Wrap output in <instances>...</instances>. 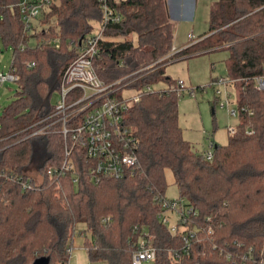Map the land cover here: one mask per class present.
Instances as JSON below:
<instances>
[{"label": "trees", "instance_id": "trees-1", "mask_svg": "<svg viewBox=\"0 0 264 264\" xmlns=\"http://www.w3.org/2000/svg\"><path fill=\"white\" fill-rule=\"evenodd\" d=\"M16 2L0 0V38L12 48L11 66L19 77L14 99L0 109V264H32L40 257H48L49 264H68L76 234L83 238L90 263L132 264L145 231L154 237L153 264H235L226 253L240 255L249 248L253 258L247 264H257L264 257V90H257L254 80L264 76V0H219L209 12L204 38L171 57L228 52L227 75L240 86L237 134L225 145H215L213 159L207 161L205 151L194 150L182 136L176 94L143 95L124 116L138 141L139 168L119 180L103 177L97 184L81 151L73 153L76 183L70 174H47L63 160L61 135L22 140L30 130L20 132L53 112L51 97L59 91L79 41L102 21L99 4L62 0L26 39L19 15L10 7ZM110 6L119 22L105 26L93 60L104 84L163 58L174 40L166 0H111ZM46 19L52 23L45 21L48 25L42 27ZM30 39L35 40L33 47ZM46 39H58L59 49L44 44ZM24 42L27 47L20 51ZM26 62L35 67L27 69ZM163 70L157 67L130 88L152 85ZM246 128L252 134L247 135ZM31 166L39 184L28 175ZM166 170L173 175L177 198L196 210L201 228L189 254L180 259L171 253L180 248V236L172 237L158 220ZM18 176L30 180L32 188L23 189Z\"/></svg>", "mask_w": 264, "mask_h": 264}, {"label": "built area", "instance_id": "built-area-1", "mask_svg": "<svg viewBox=\"0 0 264 264\" xmlns=\"http://www.w3.org/2000/svg\"><path fill=\"white\" fill-rule=\"evenodd\" d=\"M110 1L97 0L102 12L100 28L96 33H91L79 41L74 59L63 72L58 91L59 98L54 104L53 112L20 132L25 133L30 130V133L24 136L22 140L40 135H61L63 160L58 167L49 168L47 174L50 176L70 174L75 183L77 178L74 173V151H81L85 155L89 163L87 171L94 184H97L103 177L115 180L122 179L139 168V160L136 154L138 141L131 128L126 125L124 116L130 106L138 103L143 95L156 91L152 89L151 85L136 89L130 88V86L157 67L168 65L173 60L171 57L177 53V49L172 47L170 54L168 53L155 63L111 84H104L96 75L93 60L98 53L99 43L104 39L105 26L108 23L119 22V17L110 6ZM58 4L59 0H17L10 7L14 8L19 15L23 36L27 39L28 36L37 33L40 20ZM192 39L193 37L189 35L188 40L191 41ZM43 42L55 49L60 47L58 39H46ZM71 46H73V42H69V48ZM26 47V42L21 43L20 51ZM25 66L27 69H32L35 64L26 62ZM18 81L19 77L11 65L7 73H0V85L5 82L18 84ZM236 82L238 81L228 75L212 81V87H215V95L224 100L221 104L222 107L230 104L229 87ZM254 82L257 90H264V76L255 78ZM184 90L183 83L178 81L174 87L157 92H173L179 100ZM189 94L191 97L193 96L192 90L189 91ZM229 114L238 118V108L237 110H229ZM245 133L249 135L252 134V131L246 128ZM236 134L237 126L228 128L229 138ZM214 147L213 143L210 142L204 154L207 161L213 159ZM15 178L20 182L23 189L30 190L32 188L30 180L22 181L20 176ZM158 201L161 205V211L158 214L160 224L167 229L172 237L180 236L182 243L180 248L178 251H171L174 259H180L189 254L191 243L197 238L201 229L195 222L197 212L183 198L168 199L161 197ZM167 214H171L172 218ZM208 233L212 234V231L208 230ZM213 249L216 250L217 246L213 245ZM262 250L264 251V245ZM219 251L222 255L223 251ZM156 252L154 237L145 231L138 239L132 255V264L153 263L156 259ZM69 253L71 254V251ZM252 258L251 248L240 255L235 254L233 256L231 253H226V259L233 260L235 264H247ZM256 263L264 264V257H261Z\"/></svg>", "mask_w": 264, "mask_h": 264}, {"label": "rangeland", "instance_id": "rangeland-1", "mask_svg": "<svg viewBox=\"0 0 264 264\" xmlns=\"http://www.w3.org/2000/svg\"><path fill=\"white\" fill-rule=\"evenodd\" d=\"M181 0H166L167 11L174 24L175 37L173 47L177 52L199 42L204 37L201 36L209 29V12L211 8L219 0H192L189 20H185L181 12L176 13ZM62 0H59L60 7ZM180 5V6H179ZM50 19L41 21L43 23ZM46 23V22H45ZM46 23V25H48ZM39 27H41L39 25ZM100 28L98 23L93 24L92 34L96 33ZM193 39L188 40V35ZM35 40L30 39L29 46L33 47ZM171 51L169 52V54ZM75 54V53H74ZM74 56V55H73ZM12 61V48L5 46L0 38V73H7ZM148 66V65H147ZM230 69L228 60V52L224 50L200 51L192 52L191 54L177 57L170 61L164 68L163 74L158 77V81L151 86L154 91H163L170 87H174L178 81L183 83L185 88L183 95L178 100V124L182 129L183 138L190 142L194 150L206 151L210 142L213 145H225L228 140V128L235 127L238 124V118L232 117L229 110H237V97L240 86L236 82L229 87L231 97L230 104L222 107V97L218 98L215 95V87H212V81L218 77L227 76V70ZM165 79H169L166 81ZM19 90L17 83L5 82L0 85V109L6 108L14 99L15 93ZM192 90L191 97L189 91ZM59 98V93L55 92L51 97V103L55 104ZM28 172L35 182L40 183V178L35 175L34 167ZM165 183L167 189L165 197L175 199L178 196L177 187L174 184V179L171 171H165ZM171 216V214H167ZM83 227H79L80 231ZM83 238L78 234L75 235L71 256L68 264H89V259H86V252L82 248ZM105 264V263H97ZM143 264H153L144 262Z\"/></svg>", "mask_w": 264, "mask_h": 264}, {"label": "crops", "instance_id": "crops-1", "mask_svg": "<svg viewBox=\"0 0 264 264\" xmlns=\"http://www.w3.org/2000/svg\"><path fill=\"white\" fill-rule=\"evenodd\" d=\"M191 1L192 0H181L180 1V4H182L180 7H178V9H177V12L176 13H179V12H181V15H183V18L185 19V20H189V16H190V9H191ZM168 17H169V20L171 21V17H170V15H169V13H168ZM171 23H172V21H171ZM173 24V23H172ZM173 26H174V24H173ZM190 35V34H189ZM188 35V36H189ZM174 37H175V29H174ZM167 66V65H166ZM166 66H164L163 67V69L166 67ZM237 126V125H236ZM174 199V198H173ZM84 249V248H83ZM84 251L86 252V250L84 249ZM70 256H71V254H70ZM70 259V258H69ZM86 259H88V256H87V252H86ZM71 260V259H70ZM68 263H70L69 261H68ZM89 264H93V263H90V261H89ZM95 264H97V263H95Z\"/></svg>", "mask_w": 264, "mask_h": 264}, {"label": "water", "instance_id": "water-1", "mask_svg": "<svg viewBox=\"0 0 264 264\" xmlns=\"http://www.w3.org/2000/svg\"><path fill=\"white\" fill-rule=\"evenodd\" d=\"M32 264H49V258L48 257L37 258Z\"/></svg>", "mask_w": 264, "mask_h": 264}]
</instances>
